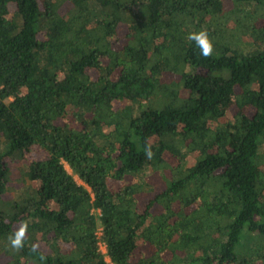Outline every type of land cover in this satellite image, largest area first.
Masks as SVG:
<instances>
[{
  "label": "trees",
  "instance_id": "trees-1",
  "mask_svg": "<svg viewBox=\"0 0 264 264\" xmlns=\"http://www.w3.org/2000/svg\"><path fill=\"white\" fill-rule=\"evenodd\" d=\"M106 258L264 264V0H0V264Z\"/></svg>",
  "mask_w": 264,
  "mask_h": 264
},
{
  "label": "clouds",
  "instance_id": "clouds-1",
  "mask_svg": "<svg viewBox=\"0 0 264 264\" xmlns=\"http://www.w3.org/2000/svg\"><path fill=\"white\" fill-rule=\"evenodd\" d=\"M188 39L195 42L196 46L200 49L201 55L203 57H208L212 54L213 45L207 30L201 29L198 32H190L188 35ZM144 152L148 159H151L154 155L151 150V146L147 144L144 147ZM27 231V222L21 221L12 235L9 237L10 243L13 248L21 249L24 246V240L27 235ZM33 250H35V245L33 246ZM41 259L43 260V257H41Z\"/></svg>",
  "mask_w": 264,
  "mask_h": 264
},
{
  "label": "rangeland",
  "instance_id": "rangeland-1",
  "mask_svg": "<svg viewBox=\"0 0 264 264\" xmlns=\"http://www.w3.org/2000/svg\"><path fill=\"white\" fill-rule=\"evenodd\" d=\"M179 97H180L181 99H184V98H185V95H184L182 92H180V93H179ZM27 157H28L29 159H37V158H40L41 156H40V154H38V153H36V152H32V153H30ZM10 165H11V164H10ZM11 167L15 168V167L12 166V165H11ZM66 169H67V171L70 173V171H69V169H68L67 167H66ZM15 177H16V175H15V172H14L13 180H12V183H11V186H13V187H17V186H19V182H20V180H16ZM74 179L76 180L77 183L80 182L76 177H74ZM10 196H11V194L9 193L8 195L5 196V198L8 199V198H10ZM142 248H143V247H142ZM142 248H139V249H142ZM100 250H101L102 252L105 251V249L103 248L102 245H101V247H100ZM142 250H144V249H142ZM106 261L108 262V259H107V258H106ZM109 264H110V263H109Z\"/></svg>",
  "mask_w": 264,
  "mask_h": 264
},
{
  "label": "built area",
  "instance_id": "built-area-1",
  "mask_svg": "<svg viewBox=\"0 0 264 264\" xmlns=\"http://www.w3.org/2000/svg\"><path fill=\"white\" fill-rule=\"evenodd\" d=\"M100 247H101V245H100ZM103 248L105 249V247L103 246ZM102 252V251H101ZM103 254H105V251L104 252H102ZM110 262L108 261V264H109ZM111 264V263H110Z\"/></svg>",
  "mask_w": 264,
  "mask_h": 264
}]
</instances>
